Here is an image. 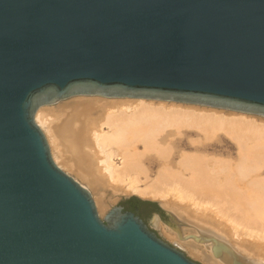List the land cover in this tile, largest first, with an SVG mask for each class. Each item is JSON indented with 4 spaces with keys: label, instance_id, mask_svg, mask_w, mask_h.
I'll return each instance as SVG.
<instances>
[{
    "label": "water",
    "instance_id": "obj_1",
    "mask_svg": "<svg viewBox=\"0 0 264 264\" xmlns=\"http://www.w3.org/2000/svg\"><path fill=\"white\" fill-rule=\"evenodd\" d=\"M75 96L264 118V0H0V264H201L121 201L101 218L55 163L35 114ZM174 217L180 239L251 264Z\"/></svg>",
    "mask_w": 264,
    "mask_h": 264
},
{
    "label": "bare ground",
    "instance_id": "obj_2",
    "mask_svg": "<svg viewBox=\"0 0 264 264\" xmlns=\"http://www.w3.org/2000/svg\"><path fill=\"white\" fill-rule=\"evenodd\" d=\"M57 107H40L35 121L57 165L97 191L99 200L109 187L158 199L172 215L215 236L243 261L264 264V174H258L264 167L263 117L140 98L81 97ZM168 130L179 136L183 130L201 133L202 142L190 138L192 144L221 133L235 144L236 157L181 151L173 164ZM151 153L159 167L149 178L142 160ZM165 233L206 264H227L193 237Z\"/></svg>",
    "mask_w": 264,
    "mask_h": 264
},
{
    "label": "rangeland",
    "instance_id": "obj_3",
    "mask_svg": "<svg viewBox=\"0 0 264 264\" xmlns=\"http://www.w3.org/2000/svg\"><path fill=\"white\" fill-rule=\"evenodd\" d=\"M103 98V97H97V96H75V97H71V98H68V99H65L63 101H60L56 104H53V105H49V106H43V108H59L57 106L61 105V104H64L66 102H70V101H73V100H76L78 98ZM106 99H111V100H117V98H106ZM120 99V98H119ZM42 108V107H41ZM47 110V109H46ZM218 110V109H217ZM220 110V109H219ZM96 112V111H95ZM224 112H231V111H224ZM232 113H235V112H232ZM238 113V112H237ZM240 114V113H239ZM242 114V113H241ZM251 116H254V118H257L258 120H261L259 119L260 117L259 116H255V115H251ZM262 118V117H261ZM264 121V120H262ZM37 123V122H36ZM40 127V126H39ZM41 128V127H40ZM42 129V128H41ZM43 131V129H42ZM170 130H168L166 133H168ZM44 133V132H43ZM45 135V134H44ZM173 136V137H172ZM46 137V136H45ZM165 137H166V142H169L173 149H172V154L170 156V159H171V162L173 164H175V162L177 161L178 159V156L179 154L181 153V151H189V152H192V151H196V152H204L206 154H210V155H216V156H221V157H226V158H235L236 157V146L235 144L230 141L226 136L222 135L221 133L217 134V136L214 138L215 140H212V141H208V142H204V143H201L202 140H203V135L199 132H195L194 130H183L182 132V135H176L175 132H172L170 131V135L167 136V134H165ZM198 138L201 140L200 143H193L190 141V140H193L194 138ZM190 138H193V139H190ZM169 139V140H168ZM190 139V140H189ZM47 140V139H46ZM195 140V139H194ZM193 140V142H194ZM199 140V141H200ZM196 142L198 141L197 139L195 140ZM191 142V143H190ZM48 143V142H47ZM198 146H197V145ZM49 145V144H48ZM139 147L141 148V146L139 145ZM51 151V150H50ZM178 151V152H177ZM52 155V154H51ZM154 154L151 153V154H148L146 155L143 160H142V163H143V166L145 167V172H147V176H149V178L151 177H154L155 174H156V170L157 168L159 167V162L156 160V158L153 156ZM53 158V156H52ZM54 160V159H53ZM173 160V161H172ZM55 161V160H54ZM117 164H120V160L117 159ZM149 161V162H148ZM56 163V162H55ZM57 164V163H56ZM59 166V165H58ZM60 167V166H59ZM62 168V167H60ZM66 173H68L69 175H71L75 180H77L81 185H83L84 187H86L91 195H92V198H93V201L95 203V206H96V209H97V212L99 214V216L102 218L105 213L109 210V208L113 205V204H118L122 199H124V195H128L129 197L131 196H135V197H141V196H136L137 194L136 193H131V192H128V193H118V192H113V190L109 187V188H106L104 190V194L102 196V199L99 200V193L97 191H94L90 188L89 185H87L86 183H84L82 180H80V178H78L77 176H75L72 172H69L67 170H65L64 168H62ZM261 170V171H260ZM259 171H258V174L260 175H263L264 174V167L261 168ZM145 173H141V175L139 174V179L141 181H144L143 178L145 177L144 176ZM148 178V179H149ZM145 179V178H144ZM142 184V183H141ZM142 198V197H141ZM145 200H149V201H154L156 202V204L162 206L159 202L158 199H153V198H149V197H143ZM163 207V206H162ZM164 208V207H163ZM158 226H160L158 224ZM161 228V227H160ZM162 231V233L164 235H166V237H168L167 233H165V229L164 228H161L160 229ZM187 230H184L183 232L185 234H187L188 232H186ZM182 247V246H181ZM184 248V247H182ZM185 249V248H184ZM188 255L192 258V260L196 261V262H199L201 264H206L200 257H198L197 255H194V254H191V253H188ZM248 259V258H247ZM250 261H254L252 259H248ZM203 261V262H202Z\"/></svg>",
    "mask_w": 264,
    "mask_h": 264
},
{
    "label": "flooded vegetation",
    "instance_id": "obj_4",
    "mask_svg": "<svg viewBox=\"0 0 264 264\" xmlns=\"http://www.w3.org/2000/svg\"><path fill=\"white\" fill-rule=\"evenodd\" d=\"M125 198V199H129ZM140 199V198H139ZM124 200V199H122ZM142 201H149V200H143ZM151 203H155L153 201H149ZM129 203L132 206V209H126L123 205V208L125 210H129L134 212L135 214H137L142 220L143 222L147 225V227L154 231L155 234L157 236H159L161 239H163L165 242L169 243V244H174V240L170 239L169 237H166V235H164L162 233V231L160 230L161 228H164L165 231H173L175 232L176 230L180 229V225L182 224L181 222L176 221L175 217L169 212L167 211L165 208H163L162 206L158 205V204H147V203H139L137 201L131 200L129 201ZM160 226H157V225ZM161 227V228H160ZM177 244V243H176ZM179 245V243H178ZM181 246V245H180ZM183 247V246H182ZM181 247V250L183 251V253L189 257L190 259H192L189 255H188V251L184 248Z\"/></svg>",
    "mask_w": 264,
    "mask_h": 264
},
{
    "label": "trees",
    "instance_id": "obj_5",
    "mask_svg": "<svg viewBox=\"0 0 264 264\" xmlns=\"http://www.w3.org/2000/svg\"><path fill=\"white\" fill-rule=\"evenodd\" d=\"M130 199L134 200V201H137L139 203L142 202V203H147V204H155V203H151L149 201H142L141 199H139L138 197H135V196H131L129 199L121 200L120 204L123 205L126 209H132V206L129 203Z\"/></svg>",
    "mask_w": 264,
    "mask_h": 264
}]
</instances>
